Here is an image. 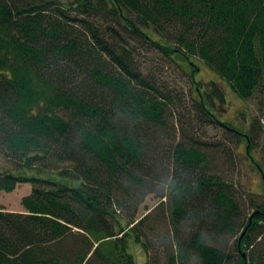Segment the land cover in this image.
<instances>
[{
    "label": "trees",
    "instance_id": "16d2710c",
    "mask_svg": "<svg viewBox=\"0 0 264 264\" xmlns=\"http://www.w3.org/2000/svg\"><path fill=\"white\" fill-rule=\"evenodd\" d=\"M149 50L189 69L197 108L251 156L247 128L207 107L204 95L225 94L214 80L211 94L202 91L194 59L242 100L264 99V0H0V154L16 171H0V193L31 184L24 212L0 204V264H137L131 242L149 259L145 219L119 211L140 205L163 151L157 130L172 99L142 71ZM170 161L161 197L171 264L191 253L225 264L229 254L205 233H238V264H264L260 246L244 252L264 231L260 164L262 201L238 224L233 186L209 171L204 151L179 141ZM183 224L193 230L187 237Z\"/></svg>",
    "mask_w": 264,
    "mask_h": 264
},
{
    "label": "rangeland",
    "instance_id": "374dc122",
    "mask_svg": "<svg viewBox=\"0 0 264 264\" xmlns=\"http://www.w3.org/2000/svg\"><path fill=\"white\" fill-rule=\"evenodd\" d=\"M140 55L145 76L150 77L156 86L166 89L172 100L166 113V126L157 130L163 151L159 155L160 160L154 163L149 191L139 199L141 200L139 206L130 210L125 207L119 208V211L123 218L133 219L134 223L141 218L145 219V231L151 242L149 259L141 245L131 242L130 251L137 264H171L169 256L170 251L174 249L171 240L173 228L169 220V207L162 203L165 198L161 196L166 192V181L172 170L170 155L173 146L182 141L198 146L207 154L209 171L232 184L240 209L237 223H244L254 211L255 204L262 201L258 194L262 192L263 181L257 163L264 171V99L252 97L242 100L214 71L195 57L194 62L198 65L195 79L201 84L202 91L207 90L211 94L210 82L214 80L225 94L223 101L217 96L204 95L208 100L207 107L221 120L233 121L237 126L247 128L252 145L250 156L246 152L245 143L239 140L235 132L224 124L211 122V116L197 108L196 100L199 94L195 91L196 84L187 73L189 69L186 66L184 71L158 50L141 51ZM0 171L16 172L13 164L2 154ZM30 191V183L19 182L13 190L0 193V204L6 211L24 212L21 199ZM126 222L127 220L122 219L123 225H126ZM187 224H183L182 228L185 237L193 231ZM241 229L240 226L238 231ZM204 235L207 241L229 254L225 264H238L236 247L238 233L234 236L213 234L210 236L206 233ZM252 238L253 246L246 247L244 252H251L256 246H260V252L264 255V231L260 236L254 234ZM179 264L200 263L198 256L191 253L189 259L180 261Z\"/></svg>",
    "mask_w": 264,
    "mask_h": 264
},
{
    "label": "water",
    "instance_id": "95a60500",
    "mask_svg": "<svg viewBox=\"0 0 264 264\" xmlns=\"http://www.w3.org/2000/svg\"><path fill=\"white\" fill-rule=\"evenodd\" d=\"M243 257H245V254H243ZM245 264H246V262H245Z\"/></svg>",
    "mask_w": 264,
    "mask_h": 264
}]
</instances>
